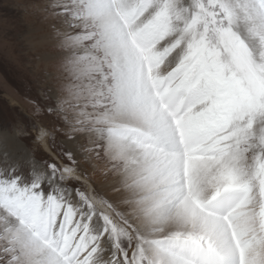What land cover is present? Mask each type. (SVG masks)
I'll use <instances>...</instances> for the list:
<instances>
[{
  "label": "rangeland",
  "instance_id": "obj_1",
  "mask_svg": "<svg viewBox=\"0 0 264 264\" xmlns=\"http://www.w3.org/2000/svg\"><path fill=\"white\" fill-rule=\"evenodd\" d=\"M44 1L0 0V264H248L239 240L264 245V0H98V17ZM129 106L141 129L107 121ZM157 114L166 142L147 128ZM112 136L171 156L149 192L112 191L157 211L147 222L83 175L89 155L109 183L140 164L108 160Z\"/></svg>",
  "mask_w": 264,
  "mask_h": 264
},
{
  "label": "bare ground",
  "instance_id": "obj_2",
  "mask_svg": "<svg viewBox=\"0 0 264 264\" xmlns=\"http://www.w3.org/2000/svg\"><path fill=\"white\" fill-rule=\"evenodd\" d=\"M44 1V0H43ZM90 1L92 2V5L93 6H95L96 7V10H94V12H93V14L94 15H96L97 14V17H98V9L97 8H100L99 6H98V0H89V3H90ZM105 1V0H104ZM110 1V0H109ZM108 1V2H109ZM45 2V1H44ZM44 2H42V3H44ZM107 2V3H108ZM103 3V2H102ZM104 4V3H103ZM110 4V3H109ZM35 6V3H33V2H27V5H26V7L28 8V10L29 9H32V8H34V6ZM41 5V4H40ZM101 6H102V4H101ZM108 6V5H107ZM93 9V8H92ZM110 9V8H109ZM103 12V11H102ZM101 12V13H102ZM45 14V13H44ZM46 15V14H45ZM50 15V14H49ZM27 16H28V19L30 18V14H27ZM48 16V15H47ZM110 16V15H109ZM51 17H54V14H52L51 16H50V18ZM111 18V17H110ZM48 19V18H47ZM115 19V18H114ZM117 21V20H116ZM46 22L47 21H45L44 22V24H46ZM115 22V21H114ZM118 22V21H117ZM48 23H50V21H48ZM112 24H114V23H112ZM115 24H117V23H115ZM56 25V24H55ZM41 27V29L43 28V25H41L40 26ZM45 27H46V25H45ZM63 27V26H62ZM65 27V26H64ZM38 30V29H37ZM65 30V29H64ZM108 30H110V29H108ZM52 31V30H51ZM117 31V30H116ZM120 31V30H119ZM115 32V31H114ZM107 33H109V32H107ZM111 33V32H110ZM42 35V30L39 32V31H33V33L31 34V36H32V39H33V41L34 42H36L39 38H40V36ZM48 35V34H47ZM58 35V34H57ZM60 35V34H59ZM54 36V35H53ZM116 37V36H115ZM120 37V36H119ZM122 37V36H121ZM124 38V37H123ZM120 39V38H119ZM32 41V42H33ZM124 42V41H123ZM126 42V41H125ZM109 43V42H108ZM116 46V45H115ZM128 47H129V45H128ZM125 49V48H124ZM132 50V49H131ZM126 51V50H125ZM134 55V54H133ZM127 56H128V54H127ZM61 57V56H60ZM132 58V57H131ZM134 58V57H133ZM127 60L129 61V59L127 58ZM133 61H134V59H133ZM126 62V61H125ZM118 63V62H117ZM134 63H135V61H134ZM123 65V64H122ZM130 66H131V64H130ZM119 67V66H118ZM128 68V67H127ZM119 69V68H118ZM120 70V69H119ZM123 72H124V70H123ZM123 72H121V73H123ZM129 72V71H128ZM136 74V73H135ZM129 75V74H128ZM132 75V74H131ZM125 76V75H124ZM133 77V76H132ZM129 80H130V78H129ZM134 81V80H133ZM131 82V81H130ZM135 86V85H134ZM144 88V87H143ZM136 91V90H135ZM125 93V92H124ZM135 94H136V92H135ZM170 94V93H169ZM136 95H138V94H136ZM167 95H168V93H167ZM122 97V96H121ZM171 97V96H170ZM172 98H173V96H172ZM120 99V98H119ZM126 99H128V98H126ZM124 100V99H123ZM173 100H174V98H173ZM176 100V99H175ZM125 101V100H124ZM174 103V105H173V108H174V110L173 111H177L178 109H179V102L177 103V102H173ZM172 103V104H173ZM182 103V102H181ZM131 104H132V102H131ZM137 107H139V106H137ZM136 107V108H137ZM120 108V107H119ZM147 108H148V106H147ZM158 108V107H157ZM142 109V108H141ZM145 109V108H144ZM150 109V108H149ZM155 109H156V106H155ZM159 109V108H158ZM148 110V109H147ZM147 110H145V112L147 111ZM162 110V109H161ZM160 110V111H161ZM138 111V110H137ZM133 107H127V108H123V110L121 109V110H119L115 115H109V116H106V119H108L107 121H109V122H122V123H127L128 124V126H134V127H138V128H140L139 126L141 125L140 124V122L141 121H144V118H145V116L144 115H142L143 113H141V114H139V112H137ZM151 111V110H150ZM153 111V110H152ZM157 111V110H156ZM160 111L158 112L159 114H160ZM164 111V110H163ZM149 113V112H148ZM148 113H146V114H148ZM145 114V115H146ZM151 114V113H150ZM159 114H157L156 115V118H157V120L156 121H153L151 124H149V122H148V124L150 125V126H148L147 128H149L148 130L152 133V134H160V135H162L163 136V139H162V141L163 142H166V141H168L169 139H171L172 138V136H170L171 135V129H170V127H169V123L167 124V123H165V122H160L161 121V116L159 115ZM163 114V113H162ZM149 115V114H148ZM159 115V116H158ZM164 115V114H163ZM102 116V115H101ZM151 116V115H150ZM148 117V116H147ZM154 118V117H153ZM152 118V119H153ZM147 120H149V117H148V119ZM151 121V120H150ZM167 121H169V120H167ZM147 122V121H146ZM145 122V123H146ZM118 124V123H117ZM127 124H125V125H127ZM143 124V123H142ZM147 124V125H148ZM146 125V126H147ZM146 128V127H145ZM136 129V128H135ZM141 129V128H140ZM139 129V130H140ZM143 129V128H142ZM150 134V133H149ZM85 136V135H84ZM93 136V135H92ZM116 136V135H115ZM157 136V135H156ZM116 137H109L108 139L107 138H105L103 141L105 142V144H104V149H105V151H104V153H105V156L108 158V160H110V161H112V162H114V163H120V162H127L128 160H131L132 159V156H134V157H137V159L140 161V164H136V165H133V167L131 168V169H127V172L126 173H120L119 175L121 176V177H123V179H124V177H129V179H128V182H125L123 179L122 180H116L115 182H113V183H109V182H104V181H102V176H101V173L104 171V169H105V167L102 165V164H100V163H98L97 162V160L94 158V156L93 155H89V162H90V164H87V163H83L84 165V173H83V175H85V174H88L89 176L88 177H90L91 179V181L88 179V178H86L87 180V183L89 184V186H90V188L94 185L93 184V182H97V184H101L102 185V187H103V189L105 190V191H107L109 194H113L112 196H118V197H116V203H117V205H120V206H123V207H125V209H126V211H127V214H130V215H134V216H138V219H139V221H140V223L141 222H147V220L148 219H150V217L152 216L151 215V213L152 212H157V211H147L146 210V208L147 207H140V208H137V206L139 205L138 203H134L133 201L132 202H127V198H125L126 199V201L125 202H123L121 199H118L120 196V194H118V193H113L112 191H114V189H118V188H120V187H122V185L125 183V184H127L126 186H125V190H127V191H132L133 190V188L134 187H138V185H140V187H141V185H143L144 186V190H143V192L144 193H147V192H149L150 190H152V188L150 187L151 186V182H154L153 181V179H155L156 178V175H157V173H156V171L158 170L157 169V167L159 168L160 167V165H158L159 164V162H164V161H169L168 159H170L171 158V156L169 155V154H167L166 152L167 151H161V150H157V149H155V148H152V147H150V145H149V147H145L144 145V147H139L138 149L139 150H135V151H133V149H132V146L130 145V143H124L123 142V140H120V139H118V140H116L115 139ZM119 138V137H118ZM174 138V137H173ZM175 140H176V138H175ZM42 141H43V143L45 144V146H46V148L47 149H49V147H48V145L46 144V139H45V137L43 136L42 137ZM172 142H175V141H173V140H171L170 141V143L172 144ZM176 142H177V140H176ZM175 142V143H176ZM169 143V144H170ZM224 143V142H223ZM142 144V143H141ZM167 144V143H166ZM177 144V143H176ZM145 145H147V144H145ZM211 145V144H210ZM228 145V144H227ZM168 146V145H167ZM169 146H171V145H169ZM174 147V146H173ZM223 147V146H222ZM99 149V147H96L95 148V150H98ZM161 149V148H160ZM208 149V148H207ZM100 150V149H99ZM217 150V149H216ZM171 153V152H170ZM217 153V152H216ZM88 157V156H87ZM136 159V160H137ZM87 161V160H86ZM192 163V162H191ZM193 163H194V161H193ZM192 163V164H193ZM170 164V163H169ZM195 164V163H194ZM179 165V164H178ZM127 168V167H126ZM176 168V167H175ZM65 170H66V172L67 173H69V174H72V175H78V176H81V174L76 170V169H74V168H70V167H67V166H65ZM106 170V169H105ZM179 170V169H178ZM146 173V175H144V176H142L143 175V173ZM174 173H176V171L174 172L173 171V173L172 174H174ZM132 175H137V178L136 179H134L133 181H132ZM158 176V175H157ZM179 176V175H178ZM157 179V178H156ZM111 180V179H110ZM161 180V179H160ZM159 180V181H160ZM123 181V182H122ZM153 186V185H152ZM162 186V185H161ZM181 186V185H180ZM175 187V186H174ZM123 188V187H122ZM183 188H185V187H183ZM136 189V188H135ZM155 189V188H154ZM177 189V188H176ZM157 190V189H156ZM126 191V192H127ZM173 191V190H172ZM116 192V191H115ZM119 193H120V191H118ZM126 194V193H125ZM131 194V193H130ZM178 194H179V192H178ZM177 194V195H178ZM128 198L130 197V196H127ZM178 197V196H177ZM192 197V196H191ZM193 198V197H192ZM199 198V197H198ZM166 199V198H165ZM194 199V198H193ZM196 199V198H195ZM200 199V198H199ZM129 200H130V198H129ZM197 200V199H196ZM144 201V200H143ZM145 201H146V199H145ZM151 201V200H150ZM189 202V201H188ZM177 203V202H176ZM189 203H191V202H189ZM182 204V203H181ZM183 205V204H182ZM214 205V204H213ZM184 206H185V204H184ZM233 206V205H232ZM163 208V207H162ZM193 208V207H192ZM227 208V207H226ZM150 209V208H149ZM156 209H159V207H157ZM190 209V208H189ZM162 210V209H161ZM181 210V209H180ZM192 210V209H191ZM177 212V211H176ZM184 212H185V210H184ZM191 212V211H190ZM193 212V211H192ZM194 212H195V209H194ZM237 212V211H236ZM180 213V212H179ZM181 214V213H180ZM233 214H234V212H233ZM237 214V213H236ZM183 215H185V214H183ZM187 215V214H186ZM230 215V214H229ZM160 216V215H159ZM158 216V217H159ZM178 216V215H177ZM208 216V215H207ZM175 217V216H174ZM184 217V216H183ZM193 217V216H192ZM209 217H211V215L209 216ZM160 218V217H159ZM168 218V217H167ZM186 218V217H185ZM213 218V217H212ZM215 218V217H214ZM217 218V217H216ZM220 218V217H219ZM241 218H242V216H241ZM182 219V214L181 215H179L177 218L175 217V219H173L172 221H173V223H176V222H180L179 220H181ZM184 219V218H183ZM194 219V218H193ZM198 219V218H197ZM208 219V218H207ZM236 219V218H235ZM146 220V221H145ZM185 220V219H184ZM188 220V219H187ZM196 220V219H195ZM213 220V219H212ZM159 221V220H158ZM199 221V220H198ZM193 222V221H192ZM151 223V222H150ZM208 223V222H207ZM223 223V222H222ZM234 224H237L238 226H242L244 223H242L239 219L238 220H236L235 222H233ZM180 224V223H179ZM184 224H186V223H184ZM153 225V224H152ZM151 225V226H152ZM210 225V224H209ZM211 225H213V224H211ZM237 226V227H238ZM214 227V226H213ZM236 227V228H237ZM252 227V226H251ZM250 227V228H251ZM253 228V227H252ZM251 228V229H252ZM147 229H148V227H147ZM242 229V228H241ZM211 230V229H210ZM209 230V231H210ZM243 230V229H242ZM246 230V229H245ZM150 231V230H149ZM208 231V232H209ZM223 231V230H222ZM151 232V231H150ZM234 232H236V231H234ZM244 232V231H243ZM219 234V233H218ZM228 234V233H227ZM242 235V234H241ZM245 236H247V235H245ZM250 236V235H249ZM222 237V236H221ZM248 237V236H247ZM251 238H253L252 239V245H247V244H245L246 242H245V239H240L239 240V243L241 244L242 243V245L243 246H245L244 247V249H245V252H246V254H248L249 255V263L248 264H259V262H261L263 259V256H264V245L263 244H261V241H260V239H259V237L258 236H252ZM231 239H233V238H231ZM236 239H237V237H236ZM220 242H222V243H220L221 244V246H227L228 248H231L232 247V243H231V240H230V236L229 237H227V236H225L224 237V239H222ZM248 243H250V242H248ZM219 245V244H218ZM216 246V245H215ZM234 247V246H233ZM237 247V246H236ZM224 248V247H223ZM223 248H222V252L224 251L223 250ZM227 248V249H228ZM242 249H243V247H242ZM34 250V249H33ZM236 250V249H235ZM32 253V252H31ZM207 253V252H206ZM235 253V252H234ZM153 254V253H152ZM164 254H165V252H164ZM214 254V253H213ZM207 255V254H206ZM209 255H211V254H209ZM215 256H217V257H219L218 255H215ZM244 256V255H243ZM205 257H207V256H205ZM212 257V256H211ZM245 257V256H244ZM157 258H160L163 262H164V264L166 263V261H167V263L166 264H168V263H171V262H173L174 261V258L172 257V256H170L169 254H165V255H163V254H157ZM176 258V257H175ZM214 258V257H213ZM229 258V257H228ZM246 258V257H245ZM202 259V258H201ZM158 260V259H157ZM165 260V261H164ZM219 260V259H218ZM245 261V260H244ZM176 262V261H175ZM178 262V261H177ZM201 262V261H200ZM160 263H161V261H160ZM215 263V262H214ZM213 263V264H214ZM203 264V263H202ZM216 264V263H215Z\"/></svg>",
  "mask_w": 264,
  "mask_h": 264
},
{
  "label": "snow or ice",
  "instance_id": "obj_3",
  "mask_svg": "<svg viewBox=\"0 0 264 264\" xmlns=\"http://www.w3.org/2000/svg\"><path fill=\"white\" fill-rule=\"evenodd\" d=\"M18 135H20L21 137H25V133H28L27 130H25L24 128H18ZM38 134L39 135H43V130L42 129H38ZM33 139H36V137H33Z\"/></svg>",
  "mask_w": 264,
  "mask_h": 264
}]
</instances>
